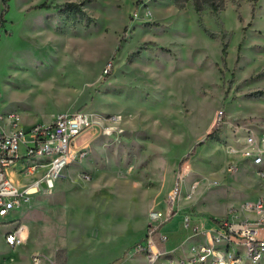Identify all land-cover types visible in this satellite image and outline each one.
Masks as SVG:
<instances>
[{
	"label": "crops",
	"instance_id": "crops-1",
	"mask_svg": "<svg viewBox=\"0 0 264 264\" xmlns=\"http://www.w3.org/2000/svg\"><path fill=\"white\" fill-rule=\"evenodd\" d=\"M63 1L81 3V0ZM92 1L93 9L101 12V25L112 30L109 39L112 41L110 50L113 53L110 54L105 47L109 45L107 40L105 43L90 42L91 48L86 49L83 33L75 32L71 38L69 33L61 35L62 32L58 31L52 33L53 51L45 60L55 69L60 66L59 69L64 70L66 66H70L78 73L80 81L88 74L93 81L87 84L89 86L99 84L109 88L110 93L98 94L83 111L100 119L120 115L123 133L103 136L100 129H96L82 137L79 145L84 150V158L69 165L54 188L47 191H56V196L65 201L69 216H86L87 233L95 230L98 231V237L100 234L104 237L103 240L94 236L93 244L84 242L79 246L81 256L90 250L101 254L102 251L98 252L101 249L107 251V248H113L117 242L125 240V246L129 248L146 234L147 217L151 211L150 208L145 212L137 227L135 222L123 219L135 213L138 200L145 199L149 202L151 198L158 197V206L152 210L163 211L165 198L175 183L179 182L181 189H187L186 201L189 202L198 188L191 193L190 186L199 179L204 184L205 192L220 195V200L223 199L226 204V214L214 215L201 207L195 208L197 204H194L193 199L187 203L180 195L178 216L161 229L169 236L168 249L179 253L178 245L189 234L185 231L184 237H180L183 230L180 216L187 214L191 217L192 224L203 227L229 216L231 211L238 209L247 200L264 198V153L262 164L253 166L248 161H242L239 155L229 153L225 145L231 141L227 131L229 124L248 126L255 135L257 131L264 133V97L253 102L241 95L234 98L226 90L217 92L214 97L215 68L220 65L223 48L198 28V19L206 16V13L195 11L191 3L177 6L173 0H148L147 6L152 9L153 17L146 19L147 23L144 25H133L131 33L127 32L128 35L124 37V42L116 38L115 42L112 39L114 33L130 27L128 17L132 7L117 10L116 4H122L123 0ZM127 2L130 1L126 0ZM244 26L245 22H242L236 33L233 31L236 40L231 59L228 52L230 43L227 47L224 64L227 72L233 70L238 62L243 66L253 63L259 67L262 64L258 52H251V44L256 43V39L251 40L250 36L244 35ZM75 57H79L78 61ZM86 57L92 58L89 69L86 67ZM110 57L112 66L109 76L104 79L102 71ZM239 82L240 77L233 86L239 88ZM203 89L205 95L201 94ZM216 108L218 109L215 111ZM219 109H223L225 115L219 144L221 149L218 151L212 146L214 165L193 173L190 167L194 160H201L202 149L201 152L197 151L195 157L194 151L203 146L205 141L200 143L199 140L207 138L211 132ZM249 118L253 122H248L256 130L248 124ZM258 125H262L260 130L257 129ZM143 136L150 141L148 138L144 140ZM134 148L162 153L192 150V154L189 153L182 160L172 159L168 164L164 160H158L141 170L143 163L128 156L129 151ZM211 153L209 151L207 154ZM191 156L193 161L189 162L181 178H176L175 170ZM230 164L237 167L229 171ZM246 168L250 169L249 172ZM259 173L263 175L260 176ZM205 178L210 179L207 181L211 186L204 181ZM148 182L155 186L147 188L141 185ZM215 183L227 187L214 189ZM25 209L17 211L18 214H22ZM95 223H100L101 226L94 229ZM87 239L85 235L84 241ZM106 254L110 256L109 251ZM141 256L145 257L143 254ZM136 259L128 255L119 264H133ZM78 261L91 262L81 259Z\"/></svg>",
	"mask_w": 264,
	"mask_h": 264
},
{
	"label": "rangeland",
	"instance_id": "rangeland-1",
	"mask_svg": "<svg viewBox=\"0 0 264 264\" xmlns=\"http://www.w3.org/2000/svg\"><path fill=\"white\" fill-rule=\"evenodd\" d=\"M123 1L122 4L118 2L116 8L117 10L121 8L127 10L129 6L132 7V12L128 17L130 27L114 33L112 39L115 42V38L124 42V37L128 35L127 32L131 33L133 25L147 23V20L142 18L145 12H148L147 17L149 19L153 17L152 9L147 6L148 0H129V3H126V0ZM173 1L177 6H183L185 3L192 4L190 0ZM221 3H223V8L218 12H213L210 8L201 10L206 13V16H200L197 23L198 28L218 42L222 48L228 47L230 43L228 52L229 59H231L236 40L233 31L236 33L239 24L245 22L244 35L250 36L251 40L256 39V43L251 44V52H258L257 54L262 58V64L259 67L253 63H247L246 66H243L238 62L233 70L227 72L225 62L224 64L220 62L218 68H215L214 97L217 92L226 90L234 98L241 95L247 100L257 102L264 97V90L262 89L264 88V0H257L254 3V18L251 17V0H222ZM8 5V12L4 16L5 22L0 27V114L17 112L23 118V129L27 131L35 124L47 126L59 113L65 114L84 110L98 94L110 93L109 88L101 87L99 84L96 86L87 85L93 82L88 74L83 81H80L77 77L78 73L72 70L70 66H66L64 70L59 69L60 66L55 69L45 60L53 51L52 33L58 31L62 32L61 35L69 33L71 38L75 32L83 33L82 37L86 41V49L91 48L89 47L90 42L105 43L107 40L109 45L105 47L110 54L113 53L110 50L112 41L109 39L112 30L110 28L105 29L101 25V12L93 9L92 0H81L80 4L65 3L63 0H10ZM2 8V0H0V13ZM107 12L105 11V13ZM134 14H136L135 17ZM57 19L60 21H56ZM71 57L72 55L69 58ZM78 58L75 57L74 59L78 61ZM86 60L88 62L86 67L89 69L91 68L89 61L92 58L86 57ZM110 60H112L111 57L108 62H111ZM102 75L106 79L109 73L105 75L102 71ZM239 77L238 85L240 86L239 88L234 87L233 83ZM201 94L205 95V89L201 91ZM220 107L221 105L218 106V108ZM248 121L253 122L250 118L247 119ZM249 122L248 124H250ZM251 127L256 130L254 126L251 125ZM261 128L262 125H258L257 129L260 130ZM227 131L230 132L229 128ZM221 134V129L214 125L209 133L210 136L202 137L199 140L200 143L205 142H203V146L195 149L194 157L197 151L201 152L202 149L201 160H194L190 167L191 172L197 173V170H202L203 167L209 168L214 165L211 147H216L218 151L221 149L219 147ZM29 136L30 134L26 135V139ZM256 136L263 138L264 133L257 131ZM146 138L148 137L143 136L144 140ZM148 141H150L149 138ZM240 142H243V139ZM231 145L235 146V142ZM191 151L162 153L140 151L138 148H134L129 151L128 156H131L134 161L140 160L144 165L141 170H144L148 165L156 163L158 160H164L166 164L172 159L179 158L182 160ZM209 151L211 154H207ZM19 153L25 154V146L22 144L19 146ZM190 161H193L192 156L175 170L176 178H181ZM24 167V164L18 163L6 171L9 181L19 189L29 186L44 171L39 169L33 176L27 178L23 174H19ZM246 170L249 172L250 169L246 168ZM208 179L205 178L204 181ZM141 185L147 188L155 186L151 182ZM192 185L198 187L191 197L194 204H197L195 208L201 207L214 215L226 214V204L223 199L220 200V195L205 192L204 184L199 179L194 181ZM208 186L211 185L208 183ZM213 186H215L214 189L218 190L227 187H222L219 183H215ZM187 193L186 188L181 189V197L185 201ZM191 199L189 202L192 201ZM158 203V197L151 198L149 202L140 199L136 202L135 213L125 216L123 219L128 218L135 222L137 227L143 220L145 212L150 208L151 210L156 209ZM67 208L68 205L65 201L63 202L56 196V191H41L32 199L30 206L22 214L17 212L13 216L11 213L4 219H0V222L4 223L0 226V264H32L31 258L34 255L41 257L40 264H119L128 255L137 258L133 264H150L141 254H134L135 245L144 243L145 234L142 239L133 243L129 248L125 246L126 240L117 242L113 248H107L110 256L106 254L105 249L98 251H102L101 254L90 250L80 256L79 246H82L84 242L93 244L94 236L103 240L104 237L101 234L98 237V231L95 230H90L87 233L86 216L84 214L69 216ZM99 224L95 223L94 229L101 226ZM19 226H25L26 236L21 237L20 244L10 248L5 244L4 234ZM184 234L185 231L182 230L180 237L183 238ZM85 235L88 238L86 241H84ZM176 254L181 256V251ZM79 259L91 262L80 263ZM155 264H161V261Z\"/></svg>",
	"mask_w": 264,
	"mask_h": 264
},
{
	"label": "built area",
	"instance_id": "built-area-1",
	"mask_svg": "<svg viewBox=\"0 0 264 264\" xmlns=\"http://www.w3.org/2000/svg\"><path fill=\"white\" fill-rule=\"evenodd\" d=\"M147 14L145 12L142 18L149 19ZM111 66L112 62H108L103 74H108ZM22 119L17 112L0 114V219L30 206L32 198L39 192L53 189L65 169L84 158L79 140L86 134L96 129H100L103 136L123 133L120 115L100 119L83 110L59 113L47 126L35 124L27 131L23 129ZM215 125L218 129L224 127L223 109L216 112ZM228 128L235 146L225 143L227 151L239 155L242 161L260 166L264 138L257 137L243 124H229ZM21 144L25 146L23 155L19 153ZM18 163L25 165L19 174L27 178L39 169L44 171L29 186L19 189L6 175V171ZM236 167L230 164L228 170L233 171ZM31 188L35 191L31 192ZM195 189L192 185L191 193ZM180 195L181 184L177 182L165 198L164 210L148 213L145 240L135 245V253L143 254L150 264L160 261L161 264H264V198L247 200L229 216L203 227L192 224L187 214L180 216L182 229L189 233L178 245L180 256L175 250L168 249L169 236L161 230L178 216ZM2 224L0 222V226ZM21 228L4 234L8 247L14 248L21 243ZM40 258L39 255L32 256V264H40Z\"/></svg>",
	"mask_w": 264,
	"mask_h": 264
},
{
	"label": "trees",
	"instance_id": "trees-1",
	"mask_svg": "<svg viewBox=\"0 0 264 264\" xmlns=\"http://www.w3.org/2000/svg\"><path fill=\"white\" fill-rule=\"evenodd\" d=\"M9 1L10 0H2V7L3 8H2L1 13H0V27L5 22L4 16L8 12V9H9L8 2ZM190 1H192V5H193L195 11H197V12H200L201 10H203L205 8H210L213 12H218L219 10H221L223 8V3H221L222 0H190ZM251 1H252L251 17L254 18V14H255L254 3L257 0H251ZM124 30H126V29H124ZM226 50H227V47L224 46L222 49V57H221V62L223 64L225 62L224 59L226 56ZM209 136L210 135H208L207 137H209ZM183 162H184V160H183Z\"/></svg>",
	"mask_w": 264,
	"mask_h": 264
},
{
	"label": "bare ground",
	"instance_id": "bare-ground-1",
	"mask_svg": "<svg viewBox=\"0 0 264 264\" xmlns=\"http://www.w3.org/2000/svg\"><path fill=\"white\" fill-rule=\"evenodd\" d=\"M34 191H35V189H34V188H31V192H34ZM10 214H11V213H10ZM12 214H13V216H14L15 214H17V211L12 212ZM14 219L16 220L15 217H14ZM15 220H14V221H15ZM20 236H21L22 238H24V237L26 236V229H25V226H23V227L21 228Z\"/></svg>",
	"mask_w": 264,
	"mask_h": 264
}]
</instances>
